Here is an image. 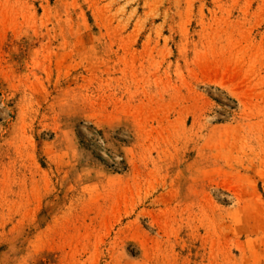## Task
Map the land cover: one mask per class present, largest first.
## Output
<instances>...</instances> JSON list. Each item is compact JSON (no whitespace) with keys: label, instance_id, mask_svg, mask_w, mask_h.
Segmentation results:
<instances>
[{"label":"rangeland","instance_id":"374dc122","mask_svg":"<svg viewBox=\"0 0 264 264\" xmlns=\"http://www.w3.org/2000/svg\"><path fill=\"white\" fill-rule=\"evenodd\" d=\"M0 264H264V0H0Z\"/></svg>","mask_w":264,"mask_h":264}]
</instances>
